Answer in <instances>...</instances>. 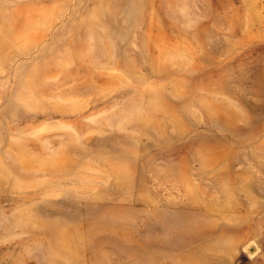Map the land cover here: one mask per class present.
Listing matches in <instances>:
<instances>
[{"label":"rangeland","instance_id":"obj_1","mask_svg":"<svg viewBox=\"0 0 264 264\" xmlns=\"http://www.w3.org/2000/svg\"><path fill=\"white\" fill-rule=\"evenodd\" d=\"M0 264H264V0H0Z\"/></svg>","mask_w":264,"mask_h":264}]
</instances>
